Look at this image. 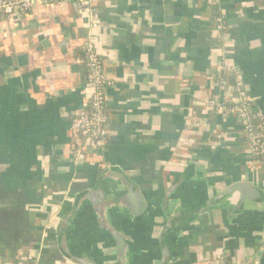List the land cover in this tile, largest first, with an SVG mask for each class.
<instances>
[{
    "label": "crops",
    "instance_id": "crops-1",
    "mask_svg": "<svg viewBox=\"0 0 264 264\" xmlns=\"http://www.w3.org/2000/svg\"><path fill=\"white\" fill-rule=\"evenodd\" d=\"M89 1L99 15L93 30L88 13L75 12L70 2L0 16V264L30 252L39 254L38 264H76L45 225L58 210L61 217L70 211L69 203L61 210L69 188L74 196L94 189L112 165L138 173L133 181L145 195L143 211L110 209L113 185L99 210L94 200L82 204L66 239L76 259H91L85 250L92 245L98 257L106 239L100 229L107 226L115 231H104L114 237V252L124 246L120 264H159L164 213L203 205L206 213L191 212L193 222L173 241L168 264L255 259L264 249V168L251 163L239 118L215 115L194 101L219 94L216 69L229 65L236 69L231 82L238 80L264 114V0H221L223 40L216 38L210 0ZM85 44L99 53L114 86L106 95L108 145L84 151L76 165L70 124L90 93L77 57ZM189 114L205 126L191 131L194 146L179 149ZM237 184L251 185L255 197L218 198ZM87 206L93 238L77 217ZM80 240H87L81 250Z\"/></svg>",
    "mask_w": 264,
    "mask_h": 264
},
{
    "label": "built area",
    "instance_id": "built-area-1",
    "mask_svg": "<svg viewBox=\"0 0 264 264\" xmlns=\"http://www.w3.org/2000/svg\"><path fill=\"white\" fill-rule=\"evenodd\" d=\"M49 2L60 4L70 2L77 13H88L90 18L89 28L97 29L99 15L96 8L89 0H0V16L10 19L17 15L33 12L38 6ZM213 7L219 8L221 0H210ZM216 38L223 40L227 35L224 15L218 14L213 18ZM85 59L89 68L85 84L89 88V98L78 109L71 119L70 132L74 140L72 154L74 162L82 159L85 151L99 152L108 145L109 133L107 130L106 101L107 92L114 86L111 79L102 68L99 53L90 44L84 45ZM235 67L226 65L216 69L214 85L218 87L219 94L209 99L194 101V106L212 111L218 116H231L239 118L243 123V136L247 143V153L254 167L264 168V117L254 105L241 83L236 80L231 82L235 75ZM193 114L187 118V128L180 136L177 148L188 149L194 146L191 131L205 125L196 120ZM39 257L30 252L13 264H35ZM232 264H248L245 262Z\"/></svg>",
    "mask_w": 264,
    "mask_h": 264
},
{
    "label": "water",
    "instance_id": "water-1",
    "mask_svg": "<svg viewBox=\"0 0 264 264\" xmlns=\"http://www.w3.org/2000/svg\"><path fill=\"white\" fill-rule=\"evenodd\" d=\"M254 102V101H253ZM259 111V110H258ZM260 112V111H259ZM264 117V114L260 112ZM138 175L135 171H124L119 165H112L107 169L103 170L102 173L96 180L95 188L82 191L81 193L75 195V198L72 203V207L70 211L64 214L57 220L55 227V236L57 247L61 254L71 263L76 264H87L89 263L87 259H76L71 252L68 250V246L66 245L67 239V231L74 220L75 215L79 212L82 204L89 203L92 204L93 200L96 206H92L95 210H99L100 201H105V198H108V191L111 187L109 185H113L112 188L115 189L111 194L113 197L108 200V207L110 209L116 208L118 212L123 211L126 215L130 214L132 210L134 215H139L143 211V198L145 195L139 191L137 184L133 181V178ZM173 188H170L167 191V195L170 197V192ZM239 193L241 199H245V197H249L250 199L254 198L256 195V190L249 184H237L230 189L226 190L224 193L218 195L219 199H223L232 193ZM110 195L109 197H111ZM115 201V202H114ZM107 207V206H106ZM208 208V207H207ZM204 205L200 206L199 209L193 210H183V211H175L170 212L167 210L164 215L165 219L162 224V227L158 233V245L160 249V261L159 264H168L171 259V247L174 243L179 231L193 222V215L190 217L191 212L195 213L198 217L199 214L206 213L205 209H207ZM129 211V212H128ZM96 215L100 225L106 226L105 216L96 212ZM107 215V214H106ZM102 220V221H100ZM102 229L103 231H112L115 232L113 228H108L107 226ZM123 238V237H122ZM124 246L119 248V253L123 254ZM124 255V254H123ZM36 257H39V254L35 253ZM248 264H264V249L261 251L258 257L252 259Z\"/></svg>",
    "mask_w": 264,
    "mask_h": 264
},
{
    "label": "flooded vegetation",
    "instance_id": "flooded-vegetation-1",
    "mask_svg": "<svg viewBox=\"0 0 264 264\" xmlns=\"http://www.w3.org/2000/svg\"><path fill=\"white\" fill-rule=\"evenodd\" d=\"M79 162L82 163L81 160H79ZM80 163L76 162L75 164L76 165H81ZM70 190H71V188H69L68 193L65 195V198H64V200L62 202L63 206L61 207V210H63L64 205H66L68 203L70 204V208L72 207V203H73V200H74L75 196L72 195V193H69ZM112 191H114V190H112ZM91 209L88 206H87V208L84 207V209H82L81 213L78 214L77 217H79L81 215L80 216V220H79V225L82 226V228L85 231H89L88 232L89 237L93 238V236H95L94 231H96L97 229H96L95 224L93 222L94 217H93V213H92ZM67 212L68 211H66L64 214H66ZM60 217H61V213L58 210L56 214H54L51 217H49V219L47 220L48 222L46 221L47 223H46L45 226L48 228V229L46 228V230L49 233L50 232L51 233L55 232L56 223H57V220ZM116 221L117 222L121 221L122 223L124 222L122 216H118ZM75 222L78 223V220H76ZM96 223H97V226H98V221H96ZM82 228H81V230H82ZM98 231H99V227H98ZM100 231L104 234L103 237L106 238L105 239V246H104V244H103V248L101 247L102 245L100 246L101 249L98 252V253H100V254H98V257H96L97 254L94 253V252H97V251H93V249L94 250L97 249V246L94 247L92 245L89 248H87V250H85V252H86V254H89V256H91V259L90 258L88 259L89 263H87V264H120L121 261L118 258L119 255H120L119 247L117 248L118 249L117 252L116 251L114 252V250L112 249V248H114V237L109 235V234H107V233H105L101 229H100ZM100 231H99V235H102V233H100ZM89 239H87V240H89ZM87 240H85V243H86ZM76 244L79 246L80 250L82 249V247L84 245L82 240L77 241ZM92 247H93V249H91ZM90 251H91V253H90ZM101 257H102V259H101ZM134 258H135V254L133 255V259ZM94 260H95V262H94ZM139 262H140V260H138V259H136L135 262H134V260H132V264H135V263L139 264ZM10 264H13V263H10ZM34 264H35V261H34ZM36 264H38V262H36Z\"/></svg>",
    "mask_w": 264,
    "mask_h": 264
},
{
    "label": "trees",
    "instance_id": "trees-1",
    "mask_svg": "<svg viewBox=\"0 0 264 264\" xmlns=\"http://www.w3.org/2000/svg\"><path fill=\"white\" fill-rule=\"evenodd\" d=\"M71 1H74V0H71ZM46 5H55V4L53 2H49ZM211 10L213 12V18L217 16L218 14H221V11L219 8L213 7ZM77 57L81 62L80 67H79L80 75L82 76V78H84V83H85L86 76L89 73V68L87 66V62L85 59V51L83 48H80L79 50H77ZM226 264H229V262H227Z\"/></svg>",
    "mask_w": 264,
    "mask_h": 264
}]
</instances>
